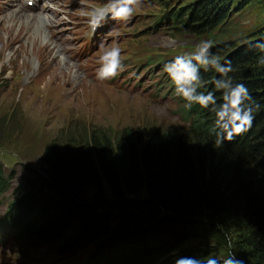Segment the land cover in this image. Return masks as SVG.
<instances>
[{"label": "trees", "instance_id": "1", "mask_svg": "<svg viewBox=\"0 0 264 264\" xmlns=\"http://www.w3.org/2000/svg\"><path fill=\"white\" fill-rule=\"evenodd\" d=\"M229 4L185 0L171 15L175 28L207 33L221 64L231 61L223 78L251 94L250 128L217 144L215 114L193 104L184 106L191 122L181 126L70 130L47 143L41 159V185L54 199L41 200L40 210L17 186L2 221L19 225L34 245L58 241L63 254L92 244L83 264H172L178 256L221 257L223 249L264 264V52L249 43L264 37V23L243 45L223 42L218 26L228 24ZM182 12L192 18L182 21ZM200 76L219 102L220 74L201 67ZM11 179L0 160V196Z\"/></svg>", "mask_w": 264, "mask_h": 264}, {"label": "rangeland", "instance_id": "2", "mask_svg": "<svg viewBox=\"0 0 264 264\" xmlns=\"http://www.w3.org/2000/svg\"><path fill=\"white\" fill-rule=\"evenodd\" d=\"M3 1L8 0H0V160L12 177V188L0 201V216L16 186H25L32 205H40V210L44 208L41 200L54 199L52 191L41 185V159L47 143L67 137L70 130L78 133L98 127L120 130L185 124L182 105L169 91L162 69L168 59L190 55L201 41L210 39L207 33L188 31L184 24L175 28L172 21L159 19L173 8L178 13L185 0H140L129 21L109 17L95 31L89 24V13L102 9L108 0H54L56 17L46 15V20L56 25L60 49L55 48L40 18L38 23L49 33L46 42L40 36L34 44L24 26L22 32L13 33L23 23L16 22L13 30L7 29L9 13H21L8 9ZM248 1L251 5L246 8V0H230L228 24L218 26L225 32L223 42L243 45L248 31L264 23V0ZM184 13L182 18L180 15L182 21L192 18ZM101 44L119 47L126 63L115 78L93 84L81 75L74 61L80 63L83 73L95 76ZM61 51L75 57L74 61L70 56L62 59ZM57 68H62L60 75ZM197 91L204 92L201 87ZM3 234L0 228V264H81L95 250L86 244L63 254L57 248L58 241L38 246L15 230ZM229 253L230 249H223L221 257Z\"/></svg>", "mask_w": 264, "mask_h": 264}, {"label": "clouds", "instance_id": "3", "mask_svg": "<svg viewBox=\"0 0 264 264\" xmlns=\"http://www.w3.org/2000/svg\"><path fill=\"white\" fill-rule=\"evenodd\" d=\"M140 0H108L102 9H92L89 13V24L93 31L102 26L109 17L117 21H129L135 12ZM253 47L264 52V37L249 42ZM198 50L190 55H177L163 66V70L175 86L176 94L187 102L189 108L193 104H199L201 108H209L215 114L217 144L224 140H232L234 134L239 135L251 127L254 119L252 107L246 104L252 97L243 83L233 84L231 78L224 79L232 71L231 61L224 64L210 53L211 41H201ZM101 54L98 57L99 67L96 70V78L108 80L115 78L118 69L121 68V49L117 46L105 47L100 45ZM195 61V63L193 62ZM264 65V57L259 60ZM205 71L214 69L222 78L213 83L217 91L221 92V100L218 102L213 92H198L202 87L200 68ZM186 123V122H185ZM172 264H245L235 253H229L225 257H190L178 256Z\"/></svg>", "mask_w": 264, "mask_h": 264}, {"label": "bare ground", "instance_id": "4", "mask_svg": "<svg viewBox=\"0 0 264 264\" xmlns=\"http://www.w3.org/2000/svg\"><path fill=\"white\" fill-rule=\"evenodd\" d=\"M9 3H12L14 2V0H8ZM23 10H27V8L25 6H22ZM38 9L43 15H50V13H52V10H50L49 6L45 3H42V0H35V9ZM7 11V10H6ZM5 12V11H4ZM9 17V21H8V26H7V29H12L15 27L16 25V22H20L23 23L21 25L20 28L14 30L13 33H17V32H22L23 31V26H24V29H28L32 35V37H30L29 39L31 41L34 42V44H37V42L40 39V36L41 37H44V41L46 42V40H49V33L45 30V27L42 28V26L38 23V19L32 17V16H27V15H18L16 12L12 11L11 13H9L8 15ZM41 23V22H40ZM45 24V23H44ZM44 26V25H43ZM6 29V30H7ZM43 29V30H42ZM18 35V34H17ZM55 35H57V31H55ZM12 36V35H11ZM17 37V36H16ZM42 44V43H41ZM43 46V45H42ZM46 45H44L45 47ZM62 53V52H61ZM63 54V53H62ZM64 55V54H63ZM16 56V55H15ZM57 56V54L55 55ZM58 57V56H57ZM71 57V56H70ZM72 58V57H71ZM62 62V61H61ZM65 66V65H63ZM66 67V66H65ZM67 68V67H66ZM58 72H59V75L61 74V70L62 68H57L56 69ZM81 70H79V72L81 73ZM81 75H83L81 73ZM84 76V75H83ZM86 79H87V76H85Z\"/></svg>", "mask_w": 264, "mask_h": 264}]
</instances>
